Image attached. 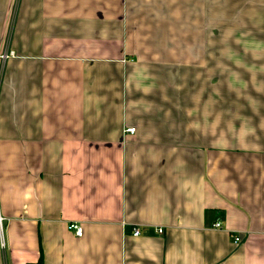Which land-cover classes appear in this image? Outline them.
Returning a JSON list of instances; mask_svg holds the SVG:
<instances>
[{
  "label": "crops",
  "instance_id": "1",
  "mask_svg": "<svg viewBox=\"0 0 264 264\" xmlns=\"http://www.w3.org/2000/svg\"><path fill=\"white\" fill-rule=\"evenodd\" d=\"M0 211V264H264V0H0Z\"/></svg>",
  "mask_w": 264,
  "mask_h": 264
},
{
  "label": "built area",
  "instance_id": "2",
  "mask_svg": "<svg viewBox=\"0 0 264 264\" xmlns=\"http://www.w3.org/2000/svg\"><path fill=\"white\" fill-rule=\"evenodd\" d=\"M5 56V54L3 55ZM128 131L130 132H134L136 130L135 126H130L127 128ZM5 219L6 216L4 214L1 213L0 211V248L6 252L7 249V240H6V225H5ZM216 227H221V222L220 221H216L214 224ZM70 227L73 228L76 232L77 235H82L84 232V228L83 225L78 223V222H71L70 223ZM163 227H159L158 231L161 233L163 232ZM134 235H139L141 233L139 228H134V230L132 231ZM241 238L240 236L237 234L235 235V241H239ZM29 264V263H27Z\"/></svg>",
  "mask_w": 264,
  "mask_h": 264
},
{
  "label": "trees",
  "instance_id": "3",
  "mask_svg": "<svg viewBox=\"0 0 264 264\" xmlns=\"http://www.w3.org/2000/svg\"><path fill=\"white\" fill-rule=\"evenodd\" d=\"M39 264V263H38Z\"/></svg>",
  "mask_w": 264,
  "mask_h": 264
}]
</instances>
